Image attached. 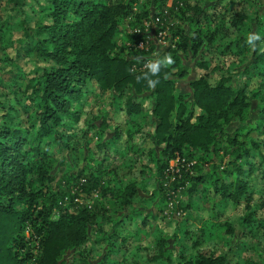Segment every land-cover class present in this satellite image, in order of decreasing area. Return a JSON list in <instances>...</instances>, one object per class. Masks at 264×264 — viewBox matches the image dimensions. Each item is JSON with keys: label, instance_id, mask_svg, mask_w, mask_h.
<instances>
[{"label": "trees", "instance_id": "1", "mask_svg": "<svg viewBox=\"0 0 264 264\" xmlns=\"http://www.w3.org/2000/svg\"><path fill=\"white\" fill-rule=\"evenodd\" d=\"M3 1L5 4H2ZM139 1L0 0V45L7 54L6 59L19 62L32 53L36 58L31 63L32 70L25 71L27 75L33 72L35 75L24 88L14 92V103L6 107L0 100V264H63L62 257L67 252L80 249L92 239L91 228L98 223L100 216L96 207L79 206L72 212L63 208V190L54 189L53 180L57 175L56 166L70 162L73 167L82 160L84 165L80 168L77 166L75 172L81 191L90 195L99 187L104 172L89 166L95 159L88 135L94 131L100 139L96 147L105 154L110 143L119 136L108 135L109 118L116 110H124L125 114L132 116L143 109V96L154 99L155 104L151 109L155 119L154 133L152 138L149 137L154 146L149 149V154L153 155L156 173L161 177L165 172H172L170 161L174 159L188 164L198 152L204 153L198 158L199 161L208 155L218 156V137L225 131L223 124L246 119L254 104L257 114L264 117V93L261 88L253 91L250 80L235 83L237 71L249 76L253 68L263 79L261 87H264V54L253 52L246 43L249 33H241L252 24L264 26L262 15L252 16L243 8L222 22V29L240 33L229 41L225 51L243 55L239 56L237 63L243 68H230L229 72L220 74L215 80L207 70L191 82L190 94L184 95L176 92V80L172 78L174 67L179 66V77L187 74L177 51L192 52L196 56L200 54L198 62L203 63L201 60L206 56L207 43L214 39L218 29L205 35L201 27L202 24L215 22L219 15L218 6L224 0H217L211 6L192 8L190 22L194 28L188 32L183 29L174 32L179 37L173 54L175 64L162 70L160 83L155 89L148 87L145 80H136L149 59L145 56L138 59L123 56L115 40L123 22L132 18L135 25L150 16L143 7L141 13L134 12ZM242 1L245 4H258V0ZM162 6L153 13L163 14L166 6ZM37 12L45 13L46 19L38 29L32 24ZM21 13H24V18L20 17ZM136 29L130 36L132 45L146 53L149 48L138 47L141 41L146 40V33H137ZM17 33L18 36L15 35ZM247 52L249 56H246ZM91 90L95 98L108 97L111 108L96 118L86 119L88 130L82 131L83 111L74 108V104ZM124 100L126 103L120 105ZM22 115L26 117V122L16 125V120ZM69 121H75L77 129L63 130L65 124L69 126ZM79 131L84 132L83 144ZM132 135L129 132L128 139ZM227 140L236 156L221 171L223 175L214 177L219 172L215 169L210 175L198 176L196 184L200 180L213 178L217 185L219 180H223L222 195L233 197L236 201L239 198L249 200L254 195L252 185L257 182L253 176L257 165L254 150L259 151L260 142L249 139L248 135L239 139L237 134L229 135ZM51 145L57 147L56 151L49 149ZM64 149H67V154L57 159V154H63ZM262 157L260 170L256 171L264 179V155ZM106 159L108 157L102 160ZM215 168L219 169L220 165L216 164ZM230 176H234V182L227 181ZM120 188L123 190L121 203L123 207H128L139 198L142 185L134 180L120 184ZM101 218L105 222L110 216L103 212ZM130 223L129 218L118 220V240L124 241L120 235L121 229H128ZM27 229L29 236L24 233ZM256 238L259 241L253 247L255 250L262 247L261 261L246 258L244 264H264V229ZM114 246L110 244L103 258L95 264H119L120 261L114 259L112 253L124 255L126 251L123 244L117 250ZM83 255L87 260L88 254ZM152 260L160 264H227L225 256L207 251L188 258L179 256L178 261L174 260L173 255L164 257L160 254Z\"/></svg>", "mask_w": 264, "mask_h": 264}, {"label": "rangeland", "instance_id": "2", "mask_svg": "<svg viewBox=\"0 0 264 264\" xmlns=\"http://www.w3.org/2000/svg\"><path fill=\"white\" fill-rule=\"evenodd\" d=\"M216 1L167 0L163 2L162 0H140L135 5L134 12L141 13L144 8L148 10L150 16L147 19L143 18L135 25L132 23L135 19L132 18L122 23L115 37L118 51L123 56L129 55L134 59L145 56L150 60L165 53H171L174 56V50L179 40L174 32L181 29L188 32L194 28L190 22L192 8L201 5L211 6ZM2 4H5V1ZM163 4L164 7L166 6L164 12L168 10V13H164L165 16L167 15L164 26L166 29L165 43L161 44L158 41V36L154 31L149 39V50L143 53L132 45L130 36L136 28L144 27V22L155 16L153 12L160 10ZM241 9L252 16L258 14L264 17V0H258L257 5L245 4L242 0H224L223 3L219 4V15L215 22L202 24L201 27L205 35L215 31L216 28L218 29L214 39L207 43L206 56L201 58L203 63L198 62L200 54L196 56L192 52L177 51L180 63L185 65L187 74L184 77H179V66L173 68L172 78L176 80V92L189 95L191 82L207 70L211 74V78L215 80L220 74L229 72L230 68L235 70L243 68V65L237 66L239 56L243 57V55L237 56L233 51H225L229 41L240 33L222 29V22L228 20L231 14ZM23 14H20L21 18L25 17ZM43 14L37 12L33 17L32 24L37 29L46 21ZM156 27L151 25L150 30L152 31ZM244 31L246 33L259 32L264 37V26L262 25L258 27L257 24H252L248 29L241 30V33ZM15 35L18 36V33ZM7 45L10 44L7 43ZM1 48L0 45V56L3 58L0 60V100L2 105L8 107L14 103V92L24 88L33 79L35 73L27 75L25 71L30 72L32 70L31 63L36 58L35 53H32L27 56V59H21L19 62L8 61L6 52ZM26 49L28 48L26 47ZM224 51L225 53H223ZM249 55L250 53L247 52L246 56ZM209 62L210 64H208ZM213 64L216 66L214 69ZM239 72L237 71L235 74L236 84L250 80V88L253 91L261 88L262 93H264V87H261L263 79L259 78L253 68L249 76ZM125 103L124 100L120 102V105ZM154 104V99L145 95L142 97L143 109L140 113L130 116L125 114L124 110H116L115 114L109 118L108 135L110 137L119 134V136L110 143L105 154H102L96 147L100 139L95 136L94 131L88 135V138L91 139L90 148L94 152L95 159L89 166L98 169V172H104L101 184L92 194L88 195L82 192L75 177L78 167L84 165L82 160L79 161L78 165H75L76 167H72L70 162L63 166H56L57 175L53 180V186L56 190H63L62 207L72 212L79 206L88 205L96 207L100 215L97 220L98 223L91 228L90 236L92 239L80 249L67 252L62 257L63 264H95L103 258L110 244L115 245L113 247L115 250L121 248L123 244V249L126 251L124 255L112 253V257L120 261L119 264H160L152 260L155 255L160 254L164 257L173 255L174 260L178 261L179 256L188 258L203 251L225 256L227 264H244L246 258L260 262V255L263 254L262 247L255 250L253 245L258 243L259 239L256 237L264 229V179H261L260 173L256 171V169L260 170L259 161L264 155V117L257 114L256 104L246 119L233 124H223L225 131L218 137L217 145L220 146L218 156L208 155L206 156L207 160L200 159L201 161H199L198 158L204 153L198 152L196 158L188 164L182 160L174 159L170 161V166L173 168L172 172H165L162 177L156 173V162L153 160V155L149 154V149L154 146L150 140L154 133L155 124L154 116L151 113ZM75 107L83 111L81 126L82 131H85L88 130L85 120L104 114L105 110L111 108V105L108 97L95 98L91 90L81 97L80 102L74 104ZM25 122L26 117L22 115L15 124H24ZM62 128L63 130H75L77 124L75 121H69V126L67 127L65 124ZM82 131L79 133L83 144L84 132ZM129 132L133 134L131 139H128ZM236 134L239 139L248 135L249 139L260 142L259 151L254 150L257 165L253 176L256 177L257 182L252 185L254 195L249 200L239 198L236 201L233 197L222 195L223 180H219L217 185H215L213 178L200 180L196 184L198 176L210 175L215 169L219 172L214 174V177L223 175L221 171L227 168L230 160L236 156L234 149L229 146L227 138L229 135L234 136ZM248 144L250 143L248 142ZM49 149L56 151L57 147L51 145ZM66 154L67 149H64L63 154H57L56 158L62 159ZM105 157L108 159L103 161L102 159ZM216 164L220 165L219 169L215 168ZM134 180L140 181L142 185L138 194L139 198L128 207H123L120 198L123 190L120 188V184H128ZM184 181V185H181ZM227 181L234 182V176H230ZM192 188L195 189L191 190ZM231 188L233 189V187ZM255 210L257 211L255 212ZM103 212L110 216L109 220L105 222L101 218ZM251 214L253 216L248 218ZM121 218L131 220V226L128 229L124 231L123 228L121 229L120 235L124 237V241L117 239L119 238L117 222ZM24 233L29 236L28 229ZM32 244H35V241H32ZM83 251L88 254L87 260L84 259Z\"/></svg>", "mask_w": 264, "mask_h": 264}, {"label": "clouds", "instance_id": "3", "mask_svg": "<svg viewBox=\"0 0 264 264\" xmlns=\"http://www.w3.org/2000/svg\"><path fill=\"white\" fill-rule=\"evenodd\" d=\"M246 43L253 52L259 51L264 54V37L259 32H250L246 37ZM174 64L175 60L171 53L157 55L156 58L145 61L144 71L136 76V80L137 82L145 80L148 87L155 89L160 83L159 76L162 70L171 68Z\"/></svg>", "mask_w": 264, "mask_h": 264}, {"label": "built area", "instance_id": "4", "mask_svg": "<svg viewBox=\"0 0 264 264\" xmlns=\"http://www.w3.org/2000/svg\"><path fill=\"white\" fill-rule=\"evenodd\" d=\"M164 13H168V10H165V12H163V14L155 15V16L151 17L150 20L145 21L143 29L142 28H137L136 29L137 33L143 31L144 33H146V36H147L145 41H141L139 43V45H138L139 48L148 50V48H149L148 47L149 39L151 37V34L154 33V31H155V34H157V36H158V41L161 44L165 43L164 40H165V37H166V29H165L164 26L166 24V18L165 17L167 15L165 16ZM151 25H154L155 27L156 26L157 27L154 30L151 31L150 30ZM156 30L158 31L157 33H156ZM170 167H171V170H172L173 169L172 166H170Z\"/></svg>", "mask_w": 264, "mask_h": 264}]
</instances>
